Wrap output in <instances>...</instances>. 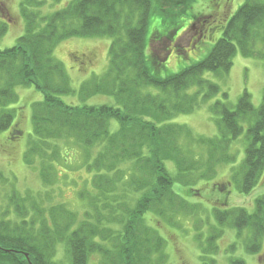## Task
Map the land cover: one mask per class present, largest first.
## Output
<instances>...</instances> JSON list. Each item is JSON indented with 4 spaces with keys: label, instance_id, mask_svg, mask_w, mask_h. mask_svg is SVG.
Returning <instances> with one entry per match:
<instances>
[{
    "label": "trees",
    "instance_id": "trees-1",
    "mask_svg": "<svg viewBox=\"0 0 264 264\" xmlns=\"http://www.w3.org/2000/svg\"><path fill=\"white\" fill-rule=\"evenodd\" d=\"M47 1L20 2L24 32L15 45L0 49V131L10 130L5 137L11 141L23 137L16 122L18 108L10 106L18 102L17 87L35 88L42 99L31 105L26 161L33 162L37 155L43 161L48 148H54L57 158L59 141H74L84 152L83 164L92 174L93 190L78 193L88 205L78 222L62 202L50 220L44 216L37 225L34 218L26 219L27 205L42 216L40 202L13 187L8 201L17 219L0 214V264H88L95 254L99 264H170L167 241L148 223L147 214L155 213L168 222L177 221L176 214H193L198 207L178 194L175 184L191 186L213 176L220 164L234 162L229 151L243 133L242 121L248 122L247 145L233 176L236 189L248 194L264 175V94L258 108L248 91L234 107L222 100L212 103L215 136L195 137L188 125L175 121L220 93V86L205 78L206 72L228 73L238 50L244 56L256 54L253 42L264 25V0H246L221 29L222 36L205 58L167 76L160 75L163 61L158 54L149 52L151 42L170 40L196 0H52L56 6L64 5L42 14ZM9 15L1 3L0 36L8 31ZM153 15L168 24V31L148 41ZM206 18L200 13L193 17V23L199 20L201 24L198 36L207 32L202 22ZM90 37L111 39L109 68L75 90L54 52L62 41ZM96 94L111 96L113 102L89 103L87 98ZM62 95L80 96V103H67ZM223 95L228 97L226 92ZM194 144L206 147L205 157H193ZM171 161L175 171L168 166ZM124 162L130 164L127 169L120 167ZM54 165L49 160L42 166L41 174L49 185L56 181ZM195 191L190 188L189 195ZM254 205L253 211L240 206L213 208L214 222L205 243L201 242L202 264L217 262L216 240L228 227L236 230V243L241 240L247 252L260 250L264 193ZM105 219L107 225H103ZM198 233L202 234L201 229ZM61 244L66 262L57 257ZM228 261L247 264L238 256Z\"/></svg>",
    "mask_w": 264,
    "mask_h": 264
},
{
    "label": "rangeland",
    "instance_id": "rangeland-1",
    "mask_svg": "<svg viewBox=\"0 0 264 264\" xmlns=\"http://www.w3.org/2000/svg\"><path fill=\"white\" fill-rule=\"evenodd\" d=\"M21 1L0 0V4L6 6L12 15L8 17V31L0 36V49L15 45L19 36L24 32L25 22L20 15ZM245 1L196 0L192 8L179 21L180 27L170 40L163 41V38L151 42L152 47L149 52H156L159 60L163 61L160 75L167 76L179 72L188 65L205 58L222 36L221 29L226 26L232 15ZM63 5L64 3L56 6L52 0H48L41 8V12L48 14ZM197 13L207 17L202 20L207 28L205 36H198L201 33L199 20L192 22ZM0 20L4 19L0 18ZM167 25L162 23L159 16L153 15L147 32L148 41L154 35H167ZM174 27L176 28L175 25ZM110 43L111 39L108 37L70 38L56 47L54 55L63 62L75 90L79 89L83 81L95 75L104 74L108 70ZM253 46L256 52L254 55L244 56L238 50L228 73L219 75L215 72H206L205 78L216 82L220 86V93L200 105L192 113L178 115L175 121L188 125L195 137H211L217 135V126L209 108L215 101H226L234 107L240 96L248 91L254 106L258 108L264 94V25L260 26L258 32L255 33ZM17 91L18 102L11 107L18 106L16 122L23 129L24 135L16 141H11L5 137L10 130L0 131V173L3 175L0 179V214H8L9 217L16 218L15 209L9 206L8 201V196L15 187L19 193L29 195L30 200L36 199L40 202L39 206L43 207V215L40 216V213L36 212L31 205H27L29 210L27 220L34 218L37 225L44 216L50 220L54 214L53 210L60 209L63 202L66 203L68 209L73 211L74 218L78 222L80 218L85 217L83 214L88 209L87 201L80 199L78 193L93 190L92 174L83 164L84 152L74 141L65 143L60 140L58 149L60 151L57 158L52 154L54 148H48L43 152L45 158L43 161L37 155L33 162H27L25 151L30 134H32L31 105L42 99V94L33 87L20 86ZM224 92L227 93V98L224 97ZM61 97L67 103H80V96L62 95ZM87 101L89 103H110L113 102V98L96 94L88 97ZM241 123L244 128L243 133L232 142L229 151L235 157L234 162L220 164L213 176L191 184V186L175 184L174 190L198 207L193 214H176L177 221L175 222H168L155 213L147 214L148 223L154 226L167 241L170 264H202L201 242L205 243L209 234V226L214 222L213 208L240 206L253 211L256 197L264 193V175L260 183L248 194L239 193L233 180L234 174L245 157L247 145L245 134L248 122L242 121ZM192 148L194 158L205 157L207 151L205 146L194 144ZM95 152L96 150L92 155H95ZM49 160L56 167L53 177L56 181L51 185L46 183L41 174L44 162ZM129 165V162H124L120 164V167L127 169ZM168 166L175 171L174 162H169ZM190 188L198 191L190 196ZM100 225L102 226V223ZM103 225H107V219ZM200 229L202 234L198 233ZM198 234L202 236L198 237ZM236 241V230L228 227L216 240L219 252L216 255L215 264H230L228 261L230 256L242 257L247 264H264V241L260 250L254 254L245 250L241 240L238 244ZM57 257L62 258L64 262L67 261L63 244L59 246ZM98 258L99 255L95 254L94 257H90L88 264H99Z\"/></svg>",
    "mask_w": 264,
    "mask_h": 264
}]
</instances>
